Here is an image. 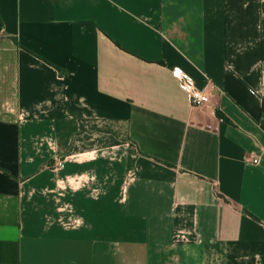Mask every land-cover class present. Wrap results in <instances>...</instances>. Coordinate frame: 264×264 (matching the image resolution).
<instances>
[{
    "label": "crops",
    "instance_id": "0c3cea01",
    "mask_svg": "<svg viewBox=\"0 0 264 264\" xmlns=\"http://www.w3.org/2000/svg\"><path fill=\"white\" fill-rule=\"evenodd\" d=\"M0 264H264V0H0Z\"/></svg>",
    "mask_w": 264,
    "mask_h": 264
},
{
    "label": "trees",
    "instance_id": "16d2710c",
    "mask_svg": "<svg viewBox=\"0 0 264 264\" xmlns=\"http://www.w3.org/2000/svg\"><path fill=\"white\" fill-rule=\"evenodd\" d=\"M100 123H107L104 126H100ZM118 123L117 120L107 121L98 118H85L80 120L79 131L76 134L75 142L69 147V151H79L92 149L94 147H106L125 143L130 140L127 130L121 131L113 124ZM85 135V136H82ZM97 141L98 145H94L93 142L90 145H78L84 141Z\"/></svg>",
    "mask_w": 264,
    "mask_h": 264
},
{
    "label": "built area",
    "instance_id": "2783aa9c",
    "mask_svg": "<svg viewBox=\"0 0 264 264\" xmlns=\"http://www.w3.org/2000/svg\"><path fill=\"white\" fill-rule=\"evenodd\" d=\"M171 74L187 93L192 106H202L210 101L209 92L197 85L195 77L184 65L174 66L171 69ZM252 161L258 163L259 158H254ZM59 166H61V163H59Z\"/></svg>",
    "mask_w": 264,
    "mask_h": 264
},
{
    "label": "rangeland",
    "instance_id": "374dc122",
    "mask_svg": "<svg viewBox=\"0 0 264 264\" xmlns=\"http://www.w3.org/2000/svg\"><path fill=\"white\" fill-rule=\"evenodd\" d=\"M105 124H107V123H100V126H104ZM113 125L115 127L119 128L121 131L125 132V126L123 123L118 122V123H114ZM82 136H85V135H82ZM91 142H93L94 145L99 144V142H97V141L88 140V141L80 142V143H78V145H83V144L84 145H90Z\"/></svg>",
    "mask_w": 264,
    "mask_h": 264
}]
</instances>
